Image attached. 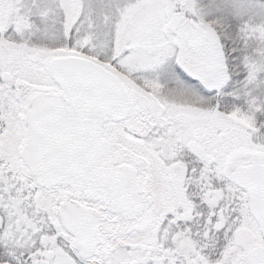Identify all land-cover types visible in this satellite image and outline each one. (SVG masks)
<instances>
[{
	"label": "snow or ice",
	"instance_id": "snow-or-ice-1",
	"mask_svg": "<svg viewBox=\"0 0 264 264\" xmlns=\"http://www.w3.org/2000/svg\"><path fill=\"white\" fill-rule=\"evenodd\" d=\"M0 264H264V0H0Z\"/></svg>",
	"mask_w": 264,
	"mask_h": 264
}]
</instances>
